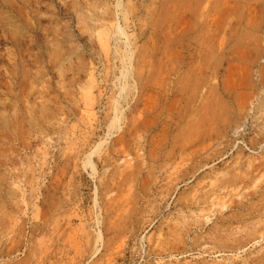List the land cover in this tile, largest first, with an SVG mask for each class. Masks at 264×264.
Segmentation results:
<instances>
[{
	"label": "rangeland",
	"instance_id": "1",
	"mask_svg": "<svg viewBox=\"0 0 264 264\" xmlns=\"http://www.w3.org/2000/svg\"><path fill=\"white\" fill-rule=\"evenodd\" d=\"M0 264H264V0H0Z\"/></svg>",
	"mask_w": 264,
	"mask_h": 264
}]
</instances>
